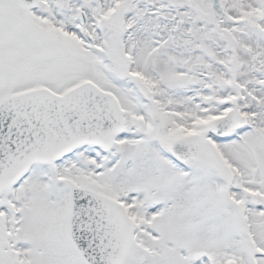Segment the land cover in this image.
Here are the masks:
<instances>
[{"label": "snow or ice", "instance_id": "obj_1", "mask_svg": "<svg viewBox=\"0 0 264 264\" xmlns=\"http://www.w3.org/2000/svg\"><path fill=\"white\" fill-rule=\"evenodd\" d=\"M0 264H264V0H0Z\"/></svg>", "mask_w": 264, "mask_h": 264}]
</instances>
